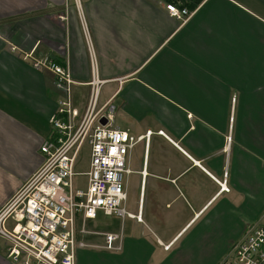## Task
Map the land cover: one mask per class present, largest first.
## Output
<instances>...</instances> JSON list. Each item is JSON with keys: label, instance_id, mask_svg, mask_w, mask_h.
Masks as SVG:
<instances>
[{"label": "crops", "instance_id": "1", "mask_svg": "<svg viewBox=\"0 0 264 264\" xmlns=\"http://www.w3.org/2000/svg\"><path fill=\"white\" fill-rule=\"evenodd\" d=\"M170 1L0 0V209L41 165L64 97L33 59L68 65L76 123L94 70L111 126L150 133L123 178L141 221L94 224L121 227L122 251L78 250L75 264H217L264 216V0H177L184 21Z\"/></svg>", "mask_w": 264, "mask_h": 264}, {"label": "built area", "instance_id": "2", "mask_svg": "<svg viewBox=\"0 0 264 264\" xmlns=\"http://www.w3.org/2000/svg\"><path fill=\"white\" fill-rule=\"evenodd\" d=\"M164 8L177 20L184 21L191 15L172 3ZM32 65L50 71L64 97L58 101L50 118L51 130L39 147L41 165L0 209V237L5 241L6 258L12 264H75L78 250L121 252V227L118 232H104L89 229L87 224L98 211L122 220L129 217L141 221L140 215L124 211L123 178L132 172L127 166L130 152L138 142L147 141L150 133L133 136L111 126L112 117L103 113L104 107L96 109L103 81L94 70L84 114L76 123L78 112L70 102L73 81L68 65L48 58L33 59ZM102 118L105 124H101ZM228 142L229 138L226 145ZM85 143L89 147L88 168L83 173L86 186L75 189V160ZM226 176L225 170L223 182L217 180L225 191ZM163 247L167 250L169 245ZM217 264H264V227L257 223L248 226Z\"/></svg>", "mask_w": 264, "mask_h": 264}, {"label": "rangeland", "instance_id": "3", "mask_svg": "<svg viewBox=\"0 0 264 264\" xmlns=\"http://www.w3.org/2000/svg\"><path fill=\"white\" fill-rule=\"evenodd\" d=\"M72 2L75 3V0H72ZM75 6L77 7L76 4H75ZM75 89H77V88H75L73 86L70 87V93H71V97L73 99L75 98V93H76ZM79 96H80V94L78 93L77 97H79ZM88 161H89V147L85 143L81 147V150L79 151V153L76 157V160H75L74 172L76 173V175L73 179L75 189H84L86 186V176H84L83 173H85L87 171ZM111 219H112L111 216H106L101 211H98L96 218L93 221L88 222L87 226L89 229H91V228L94 229V224H96V227L104 228L106 225H108V223H110ZM260 219H261L260 223H258V224L264 227V216ZM119 222H120V220L118 221V223ZM8 224H10V221L7 223V225Z\"/></svg>", "mask_w": 264, "mask_h": 264}, {"label": "trees", "instance_id": "4", "mask_svg": "<svg viewBox=\"0 0 264 264\" xmlns=\"http://www.w3.org/2000/svg\"><path fill=\"white\" fill-rule=\"evenodd\" d=\"M169 1H170V0H169ZM175 1H177V0L170 1V3L175 4ZM181 2H183V4H189L190 7H192V8H193V6H195L194 3H191V4L188 3L189 0H181ZM175 5H176V4H175ZM179 8H184V6H183V5H179Z\"/></svg>", "mask_w": 264, "mask_h": 264}, {"label": "water", "instance_id": "5", "mask_svg": "<svg viewBox=\"0 0 264 264\" xmlns=\"http://www.w3.org/2000/svg\"><path fill=\"white\" fill-rule=\"evenodd\" d=\"M100 122H101V124H105V122H106L105 118H102V119L100 120Z\"/></svg>", "mask_w": 264, "mask_h": 264}]
</instances>
